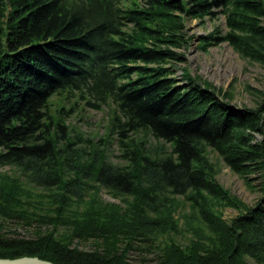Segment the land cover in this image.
<instances>
[{"label":"trees","instance_id":"trees-1","mask_svg":"<svg viewBox=\"0 0 264 264\" xmlns=\"http://www.w3.org/2000/svg\"><path fill=\"white\" fill-rule=\"evenodd\" d=\"M219 15L227 31L198 46L264 65V0H0V258L264 264V100L235 107L176 76L187 20ZM84 105L111 107L98 140L67 124ZM210 148L249 182L260 173L255 205L219 183Z\"/></svg>","mask_w":264,"mask_h":264},{"label":"rangeland","instance_id":"rangeland-1","mask_svg":"<svg viewBox=\"0 0 264 264\" xmlns=\"http://www.w3.org/2000/svg\"><path fill=\"white\" fill-rule=\"evenodd\" d=\"M217 25L221 27L223 32L227 31L224 15H219L214 20L206 18L204 22L199 21V19L187 20L188 34H192L195 37L187 48L179 49L185 55L186 60L176 65L178 66L176 67L178 68L176 76H181L179 67L189 69L190 73L198 76L200 80H208L216 88H223V91L227 90L231 95L229 97L230 100L225 99L223 92H221V96L231 105L239 108L244 106L255 108L264 100V65L244 58L228 42L211 45L207 49L199 47L200 36L212 31ZM54 102L56 104L57 100L55 99ZM110 116L111 107L109 105H104L101 109H93L84 105L83 109L77 110L76 113L67 119V124L74 125L77 128L76 130H81L90 138L98 140L99 136L105 134L110 122ZM111 151L112 159L118 162L116 156L120 154V151L116 142L111 145ZM208 156L218 170L216 179L219 183L247 206L255 205L262 195L260 173L251 174L249 182L246 178L232 171L213 149H209ZM0 170L9 172L12 168L7 165L0 167ZM101 195L106 202L120 203L119 199L110 196L105 190L101 192ZM218 208L226 220H230L240 211L231 206ZM178 214L180 216L182 210ZM182 222L183 220H181V225L183 226ZM20 232L25 233L21 230ZM188 234L190 236V233ZM179 240L181 242L186 241L183 234ZM82 247L91 249L90 243H85ZM131 257L135 259L137 253H131Z\"/></svg>","mask_w":264,"mask_h":264},{"label":"water","instance_id":"water-1","mask_svg":"<svg viewBox=\"0 0 264 264\" xmlns=\"http://www.w3.org/2000/svg\"><path fill=\"white\" fill-rule=\"evenodd\" d=\"M0 264H55L38 256H21L17 258H0Z\"/></svg>","mask_w":264,"mask_h":264}]
</instances>
